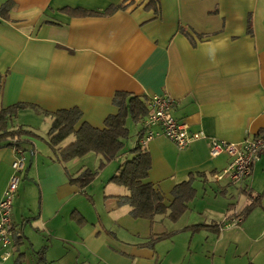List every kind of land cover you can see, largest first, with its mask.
I'll use <instances>...</instances> for the list:
<instances>
[{
	"label": "crops",
	"instance_id": "0c3cea01",
	"mask_svg": "<svg viewBox=\"0 0 264 264\" xmlns=\"http://www.w3.org/2000/svg\"><path fill=\"white\" fill-rule=\"evenodd\" d=\"M7 1L12 2L9 19H0V109L20 102L51 112L78 107L81 121L102 128L105 118L117 112L112 103L116 91L141 98L168 94L175 100L172 115L191 132L203 133L184 149L161 133L140 143L152 162L146 181L160 190L166 205L174 185L191 177L195 189L177 220L157 215L150 221L133 218L128 204H118L117 197L129 190L108 181L99 195L101 208L90 210L82 200L89 184L80 188L69 181L84 167L73 172L70 161L56 162L54 152L47 154V133L43 137L38 124L24 121L29 116L49 129V116L27 108L8 119L7 130L22 127L37 135L22 137L27 143L19 148L25 156L32 152L37 164L42 156L47 159L41 164L48 174L37 177L42 208L36 222L66 249L60 261L50 264H264V153L238 184L213 178L231 157L209 154L212 139L241 144L247 136L264 134V0H159L157 16L145 8L147 0H0V6ZM122 3L123 8L107 15L62 11L103 12ZM139 123L134 138L125 139L111 159L118 163L115 173L133 155ZM70 136L60 146L72 142ZM3 144L0 199L17 156L15 147ZM257 194L260 204L243 216L250 195ZM73 212L85 223L78 225ZM232 220L238 221L225 225ZM12 222L11 255L2 260L0 245V264H25L26 239L32 251L41 246L47 262L51 245H35L24 223ZM194 224L207 226L197 232L186 229ZM172 231L171 237L148 245L152 235Z\"/></svg>",
	"mask_w": 264,
	"mask_h": 264
},
{
	"label": "trees",
	"instance_id": "16d2710c",
	"mask_svg": "<svg viewBox=\"0 0 264 264\" xmlns=\"http://www.w3.org/2000/svg\"><path fill=\"white\" fill-rule=\"evenodd\" d=\"M12 7V2L7 1L0 6V19L8 20V12ZM124 7V4L110 5L103 12L89 11L82 8L70 9L64 8L62 11L71 15L88 16V15H107ZM146 9H152L157 16L160 14L159 0H147ZM250 26H248V29ZM186 35L191 38L188 32ZM0 79V91L1 87ZM145 98H141L135 94L116 91L112 97V103L117 108L115 114L108 115L104 120V126L97 128L90 125L86 121H81L82 111L78 107L67 109H58L56 111L42 110L35 104L16 103L0 109V142L8 147L19 148L21 144L27 143L22 139L23 136L37 137L31 130L19 127L14 130H7V121L11 117L17 115L18 111L32 108L36 112L42 113L44 116L51 118L50 127L47 132V144L53 150L54 160L59 163L68 162L71 159L79 158L89 152L100 154L103 161L100 166L115 158L124 146V140L129 136L127 127V119L130 118L134 122L142 121L146 114L144 106ZM79 123V126L76 125ZM74 135V140L66 146L60 144ZM132 157L126 159L118 167L109 181L128 188L129 194L118 196V204H128L131 208L130 214L133 218H143L152 221L157 215H166L172 221L177 220L186 210L187 203L195 196V189L192 186V178L182 181L173 186L171 190L172 201L169 205L164 202L163 194L154 185L146 181L148 172L151 168L150 153L142 148L138 142L131 150ZM95 177V172L90 169H84L77 176L69 177L70 183L84 187ZM250 202L244 207L243 216L249 213L253 208L260 204L261 195H250ZM72 218L82 225L85 219L78 213L73 212ZM207 225L194 224L186 227L191 232H197ZM175 232H165L152 235L148 245L152 246L155 242L171 237ZM22 237H17L20 242Z\"/></svg>",
	"mask_w": 264,
	"mask_h": 264
},
{
	"label": "built area",
	"instance_id": "2783aa9c",
	"mask_svg": "<svg viewBox=\"0 0 264 264\" xmlns=\"http://www.w3.org/2000/svg\"><path fill=\"white\" fill-rule=\"evenodd\" d=\"M175 100L168 94L153 95L144 100L146 114L142 119V127L139 143L147 142L158 134H163L171 140L178 149H184L202 132H191L185 122L177 120L171 113ZM17 156L11 163L13 173L9 177L7 185L0 199V245L3 249L2 260H7L11 252L8 249L14 239V226L12 222V204L20 180L18 175L26 169V156L24 150L16 148ZM227 153L231 157L229 164L220 172L212 176L216 181L228 178L231 184L244 181L251 172L253 164L264 153V134L247 136L241 144L229 143L217 139L210 141L209 154L216 157ZM238 220H232L229 224L234 225Z\"/></svg>",
	"mask_w": 264,
	"mask_h": 264
},
{
	"label": "rangeland",
	"instance_id": "374dc122",
	"mask_svg": "<svg viewBox=\"0 0 264 264\" xmlns=\"http://www.w3.org/2000/svg\"><path fill=\"white\" fill-rule=\"evenodd\" d=\"M24 121L31 125L38 124V126H36L38 133L43 137L46 136L47 133L46 131L48 129V126L45 127L42 122L35 123L31 118H29V116H26L24 118ZM127 125L129 128V136L126 139V141L132 140V137L134 138V134L136 133V129L139 127L140 123L134 122L130 118H128ZM71 138L73 137L69 136L67 140H65L63 143L67 142ZM27 150H29V148ZM51 151L53 152V150L49 147L47 154H49V152ZM124 151L125 149L123 150V152ZM26 156L28 158L26 161V169L18 173L20 180L12 204V209H11L12 218H13L12 220L19 227L24 223V227H26V232L28 233V235L32 237L35 245L38 244L42 245L43 242L44 245L43 247H45V245L48 244H50L51 246L47 255V262H45L44 260L45 253L42 252L41 246H38V248H36V251H32L34 249L31 248L29 240L26 239L25 244L28 246L27 248L29 249V253L26 255L24 261H22L23 259H21V263L23 262L25 264H47L51 259H57L58 261H60L59 258L65 254V250H66L62 241L50 236L49 233L46 232V230L45 231L43 230L42 228L43 226H41L39 222H36V216L39 214L40 208H42L41 187L39 185L37 177L38 175L46 176L48 174V172L46 171L47 169L45 164H41L42 162L47 163V159L44 156H42L38 164L34 159L32 164H30L29 166L28 151L26 152ZM100 158H101L100 154L89 152L82 157L69 160L71 163L67 165L70 171L73 172H75L80 167H84L82 168L83 170L85 168H88L93 172H95V177L92 179L90 183H88L89 189H87L88 191L85 192L84 199H82L84 203L88 201L90 210H92L93 212H95V210H98V208H101V201L99 195L102 196L104 182L105 183L107 181L110 182L109 177L115 173L118 164L116 159H114L111 161H107L108 163L106 162L107 164L105 163L104 166H100V162H101ZM123 160L124 157H122L120 162ZM5 171H6L5 166L2 169H0V177L3 176V174H5ZM93 198L95 200V203L94 200H92ZM29 216L33 218H29ZM37 226L39 227V229L37 228ZM57 260L55 262L56 264L58 262Z\"/></svg>",
	"mask_w": 264,
	"mask_h": 264
},
{
	"label": "water",
	"instance_id": "95a60500",
	"mask_svg": "<svg viewBox=\"0 0 264 264\" xmlns=\"http://www.w3.org/2000/svg\"><path fill=\"white\" fill-rule=\"evenodd\" d=\"M31 162H32V152H29V166H30Z\"/></svg>",
	"mask_w": 264,
	"mask_h": 264
}]
</instances>
